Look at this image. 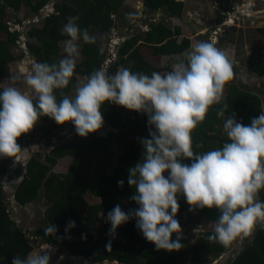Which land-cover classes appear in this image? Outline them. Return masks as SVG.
<instances>
[{
	"label": "clouds",
	"instance_id": "obj_1",
	"mask_svg": "<svg viewBox=\"0 0 264 264\" xmlns=\"http://www.w3.org/2000/svg\"><path fill=\"white\" fill-rule=\"evenodd\" d=\"M49 9L47 15L53 13V5ZM129 19H135L134 15L129 14ZM76 20L70 18L60 30L68 38L61 42L65 55L59 62L33 63L31 74L23 80L28 91L0 85V157L16 156L21 151L17 140L41 117L61 126L71 123L78 136L87 138L103 126L102 105L114 104L145 114L149 135L139 141L142 159L128 169L127 182L134 189L130 200L137 207L125 212L117 204L108 212L111 237L134 219L137 229L158 251H179L183 247L176 218L180 196L186 199L190 212H219L213 233L207 237L209 242L228 246L251 236L257 224L264 227V202L258 199L264 190V111L250 126L238 122L235 115L224 118L223 131L230 142L203 153L193 151V130L205 120L210 107L221 104L225 86L233 79L226 53L212 42L199 41L183 53L186 60H179L163 74L134 73L123 67L108 74L101 67L78 81L71 96L62 90L74 76L80 56L78 42H96ZM226 109L225 103L217 117H225ZM185 160L192 162L186 164ZM123 185L119 180L118 186ZM74 227L75 222L69 221L66 233ZM57 232L54 224L44 230L45 236L53 238ZM107 247L111 249L110 243ZM51 259L50 252L37 251L24 259L14 257L12 264H50Z\"/></svg>",
	"mask_w": 264,
	"mask_h": 264
},
{
	"label": "trees",
	"instance_id": "obj_2",
	"mask_svg": "<svg viewBox=\"0 0 264 264\" xmlns=\"http://www.w3.org/2000/svg\"><path fill=\"white\" fill-rule=\"evenodd\" d=\"M50 1L0 0V79L6 75L8 64L15 59L12 51L19 48L21 38L24 39L26 52L37 62L52 64L59 52L60 43L68 38L61 35L60 30L70 16L77 18L76 23L81 29H97L109 39L115 25L112 15L118 14L125 0H57L55 3L53 0V13L42 14V9ZM143 1L148 10L164 11L179 19L183 17L182 0ZM23 7L32 16L19 20L16 14ZM34 18H38V22L33 23ZM24 19L30 21L28 30L26 27L21 31L15 30L13 25L17 23L23 27ZM148 28L147 32L140 31L125 36L127 39L118 51L119 60L110 66L108 74H115L119 66L129 62L132 72L151 75L159 70L151 66L141 49L153 50L155 55L171 56L182 54L191 47L189 38L179 41L182 35L179 28L169 27L164 22L149 23ZM258 31L264 35V29ZM106 47L108 50V45L102 46L101 53V48L96 45L83 46L84 59L77 64L68 88L62 90L65 94L69 95L72 86L76 84L75 74L90 76L94 70L104 65ZM253 72L264 78V58L258 61ZM229 84L230 82L226 85L227 95L221 104L210 107L205 120L193 130L194 153L222 148L224 143L230 142L221 129L224 118L235 115L238 122L250 126L252 119L263 111L260 94ZM59 91L58 100L61 98ZM225 103V117L218 118L216 113ZM101 112L103 126L96 133L89 134L87 138L77 135L71 141L53 145L44 155L43 162L31 157L25 166V175L14 191L13 201L19 208L32 205L39 198L48 206L44 222L47 223L46 227L49 224L57 226L56 238L45 236V227L29 235L16 227V221L11 220L2 181L12 160L21 151L12 158L0 157V264H12L16 256L26 258L29 253L39 249L36 247L38 244L61 247L71 256L84 258L93 264H183L186 261L191 264H204L207 260L226 253V246L208 241L207 237L213 232H205L194 238L193 248L189 253L182 241L180 242L183 247L179 251H158L154 244L143 237L134 219L117 229L116 235L121 234L125 243L108 234L110 224L106 222V217L114 206L119 204L125 212L137 207L130 200L134 189L127 182L128 169L142 159L143 147L139 141L148 138L149 134L145 114L133 111L125 119L123 109L107 103L102 105ZM40 120L55 122L48 117H41ZM106 126V135H102L101 132H104ZM114 138H118L117 146L123 148L120 154H115L110 149ZM22 140L23 135L17 140L20 150L23 146ZM183 162L190 164L192 161ZM66 163L68 168L65 175L52 172L58 165ZM119 180L124 181L123 187L118 186ZM87 195L100 198L101 204L89 206ZM258 199L264 202V190L258 193ZM178 202V216L189 211L183 196L178 197ZM82 210H86V213ZM197 212L202 213L206 222L213 224L219 217L216 209ZM69 221H74L75 227L66 233ZM99 223L103 230L97 229ZM253 234L250 240H245L243 250L230 264H264V227L257 224ZM172 239H176L175 234ZM109 243L110 250L107 247Z\"/></svg>",
	"mask_w": 264,
	"mask_h": 264
},
{
	"label": "rangeland",
	"instance_id": "obj_3",
	"mask_svg": "<svg viewBox=\"0 0 264 264\" xmlns=\"http://www.w3.org/2000/svg\"><path fill=\"white\" fill-rule=\"evenodd\" d=\"M55 1L57 0H54V3ZM182 1H184V11L183 17L179 19L167 15V13L164 11L155 12L148 10L143 0H125L120 7L118 14L113 15L115 25L112 28L111 37L114 36L119 40V38H123L129 34H137L140 31L141 33L147 32L149 30L148 24L154 23L153 20L156 19V23L164 22V24L169 27L179 28L182 33L179 41L181 42V40L187 37L191 40V47L199 41L212 42L218 49L224 51L228 59L231 61L234 76L229 85H237L240 88H245L251 92L260 94L263 100L262 109L264 111V78L258 77L253 72V68L257 65L258 61L264 58V35L258 31V29H264V0ZM248 1H250L252 4L249 5V7H245V3ZM54 3L53 0L48 2L42 9V14H47L49 11L51 12V9L48 8ZM28 12L29 10L23 7L16 14V18L21 20L25 17H31L32 14ZM129 14H133L135 19L130 20ZM70 18H73V16H70L68 20ZM28 23H30V21L24 19L22 22L23 27L20 25L17 27L14 24V29L20 31L26 27V30H28L31 25H28ZM88 32L90 35L96 37V42L93 45L102 48L103 45L109 44L110 38L108 39V36L99 30L90 29ZM78 43L80 56L77 60V64H79L84 59L82 49L84 45H87L82 40ZM18 46L19 48L17 50L14 48L12 51L15 59L8 64L7 73L0 79V85L15 86L21 91H28V89L23 84V80L27 75L31 74L32 65L33 63L37 62V60L28 52H26L23 38L22 43L19 42ZM191 47L188 50H190ZM117 48H111L112 55L117 54ZM141 52L144 53L151 66L158 69L162 74L171 71L172 66L179 60H186V58L183 56V53L168 56V58L165 60V58H163L160 54L155 55L153 50L149 51L147 48H143L141 49ZM64 55L65 53L63 51V44L60 43L59 52L54 57L53 63H58ZM105 58L110 59V54L108 57V50L106 51ZM115 60L118 61L119 57H115L112 63H115ZM109 65L107 66V69H105L106 72L109 70ZM102 67L104 68V66ZM122 67L128 68L130 70L131 63H123V65L119 66V68ZM75 77L77 78L76 83L84 78L76 74ZM75 85L72 86V89L69 92V95L71 96L75 95ZM227 91L228 86L225 87L224 96L227 95ZM120 108L124 111L125 119L133 112L123 107ZM107 128L108 127L106 126L104 132H101L102 135H106ZM221 129L223 131V126ZM223 134L226 136L224 131ZM74 136H77V133L75 126L71 123H66L61 126L57 125L56 122L41 121L39 119L33 129L27 134L23 135L22 150L20 155L18 154L22 159V163H20L21 165H19L18 168L20 166H24L25 175V166L31 157H36L40 159L41 162H43L44 155L49 149L52 148L53 145L71 141L74 139ZM117 141L118 138H114L110 149L113 153L120 154L122 153L123 148L117 146ZM216 144H218V142ZM69 164L70 162L68 165ZM68 165L67 163L60 166L58 165L52 170V172L57 175H65L67 173L66 170ZM15 174L16 171L13 172L10 168L3 179L4 196L7 199L8 213L11 217V220L16 221L17 228L22 229L29 235H33L38 229L43 227L46 228L47 223L44 222V214L46 213L45 211H47L48 206L39 198L37 202L25 208L17 207L16 203L13 201L14 190L11 189L12 180ZM22 179L23 177L19 179L17 186L22 181ZM86 200L89 206H97L101 203L100 198L91 195H87ZM183 200L186 206L189 208V205L187 204L184 197ZM82 212L86 213V210H82ZM176 218L179 221L181 227V241L184 242L186 251L188 253L193 248L194 238L200 237L205 232H213L214 224L211 222H206L203 219L201 212L196 211L193 213L188 211L185 214H180L179 216L177 214ZM198 228L200 229L196 230ZM97 229L103 230V227L100 223L98 224ZM253 233L252 235H254ZM252 235L245 238L243 241L239 239L233 241L230 245L226 246V253L219 257L211 258L204 264H230L243 250L245 240H250L253 237ZM114 238L125 243V239L121 234L115 235ZM39 249V251H47L52 254L50 264H55V260L58 261L59 264H93L91 261H88L84 258L73 257L68 253L67 250L59 249L56 246L47 247L44 244L40 245ZM60 252L62 254H60ZM60 257H63V259L61 260ZM82 260H86L88 262L84 263ZM103 264L111 263L104 262ZM183 264L191 263L186 261Z\"/></svg>",
	"mask_w": 264,
	"mask_h": 264
},
{
	"label": "built area",
	"instance_id": "obj_4",
	"mask_svg": "<svg viewBox=\"0 0 264 264\" xmlns=\"http://www.w3.org/2000/svg\"><path fill=\"white\" fill-rule=\"evenodd\" d=\"M50 8V7H49ZM48 8V9H49ZM50 12V11H49ZM42 13V12H41ZM45 15H47V14H45ZM38 18H34L33 20H32V22L33 23H36V22H38ZM15 26H19L17 23H15ZM13 28H14V25H13ZM15 30H17V29H15ZM18 31V30H17ZM22 39V38H21ZM127 38L126 37H123V38H119V40L116 38V37H110V41H109V44H108V57H109V54H110V59H106V61H105V65H104V69H107V66L109 65V67L111 66V64H113L112 62H113V60H114V58L115 57H117L118 58V49H119V47H120V44L121 43H124L125 42V40H126ZM20 42H21V40H20ZM22 43V42H21ZM117 46H118V48H117ZM111 48H113V49H116L117 48V50H116V52H117V54L116 55H112V53H111ZM114 54V53H113ZM217 262V261H216Z\"/></svg>",
	"mask_w": 264,
	"mask_h": 264
},
{
	"label": "water",
	"instance_id": "obj_5",
	"mask_svg": "<svg viewBox=\"0 0 264 264\" xmlns=\"http://www.w3.org/2000/svg\"><path fill=\"white\" fill-rule=\"evenodd\" d=\"M24 176V166H20L17 170H16V174L12 180V184H11V189L15 191V189L17 188V182L19 181V179H21Z\"/></svg>",
	"mask_w": 264,
	"mask_h": 264
},
{
	"label": "bare ground",
	"instance_id": "obj_6",
	"mask_svg": "<svg viewBox=\"0 0 264 264\" xmlns=\"http://www.w3.org/2000/svg\"><path fill=\"white\" fill-rule=\"evenodd\" d=\"M246 5H245V7H249V5H251L252 3L250 2V1H248L247 3H245ZM20 155V154H19ZM19 155H18V157L17 158H15V160H13V162L11 163V170L14 172V171H16L17 169H18V166L19 165H21L20 163H22V159H21V157H19ZM27 158V157H26ZM10 174V173H9ZM8 186V185H7ZM70 259V258H69ZM58 264V263H57Z\"/></svg>",
	"mask_w": 264,
	"mask_h": 264
},
{
	"label": "crops",
	"instance_id": "obj_7",
	"mask_svg": "<svg viewBox=\"0 0 264 264\" xmlns=\"http://www.w3.org/2000/svg\"><path fill=\"white\" fill-rule=\"evenodd\" d=\"M113 15H114V14H113ZM113 15H112V19H113ZM153 22L156 23V19H154ZM157 23H158V22H157ZM148 29H149V28H148ZM162 57L165 58V60L168 58L167 55H166V56H162ZM100 201H101V200H100ZM100 204H101V203H100ZM100 204H99V205H100ZM36 247H37V248H40V245H39V246H36ZM58 248H59V249H62L61 247H58ZM39 250H40V249H38V250H36V251H39ZM33 252H34V251H33ZM60 254H62V253H60ZM55 261H56V260H55ZM82 262L85 263L86 261L82 260ZM57 263H58V261H56L55 264H57ZM86 263H87V262H86ZM58 264H59V263H58Z\"/></svg>",
	"mask_w": 264,
	"mask_h": 264
}]
</instances>
